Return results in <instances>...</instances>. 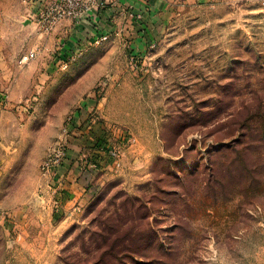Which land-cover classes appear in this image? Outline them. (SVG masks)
Listing matches in <instances>:
<instances>
[{
  "label": "rangeland",
  "instance_id": "1",
  "mask_svg": "<svg viewBox=\"0 0 264 264\" xmlns=\"http://www.w3.org/2000/svg\"><path fill=\"white\" fill-rule=\"evenodd\" d=\"M159 1L120 3L121 29L71 53L36 15L19 42L38 46L12 50L0 264H264V0ZM67 160L86 183L63 205Z\"/></svg>",
  "mask_w": 264,
  "mask_h": 264
},
{
  "label": "crops",
  "instance_id": "2",
  "mask_svg": "<svg viewBox=\"0 0 264 264\" xmlns=\"http://www.w3.org/2000/svg\"><path fill=\"white\" fill-rule=\"evenodd\" d=\"M40 1L41 0H0V105L2 103V96H4L1 93V90L9 84H12L13 90L17 89L19 86L20 76L17 77L16 72L14 78H12L11 73L14 70L21 71V68L12 62L10 56L12 54V50H16L14 47H19L17 50H25L26 43L24 46L20 47L19 40L25 39L26 36L29 38L34 34V31L37 32L34 29L33 24L34 16L38 14ZM94 1L96 4L82 17L77 19L65 18L59 21L54 27L53 31L48 33L47 37H44V43L42 44H46L47 42L51 46V44L59 42L60 45L58 49L60 50V53L61 50L62 53H71L72 51L70 50H78L82 47H85V45L88 46L93 42L94 38H98L104 34L108 36L111 34V31L121 29V24L118 21V15H112V12L115 10L116 6L118 7L120 5V3L133 0ZM98 1L105 3V5L103 7H100V5L98 6ZM142 1H144L143 5L147 4V2H152V0ZM159 2L163 4L162 0ZM27 19L29 20L28 22ZM135 29L132 28L130 32L126 33H131L133 44L136 46L138 45V47H142V43L149 42L155 36L147 27L142 30H138L140 28ZM35 37H37V39L27 42L26 50H35L33 49L34 45L38 46L40 36L35 35ZM52 66L56 67L54 62L52 63ZM11 117L12 114L2 110L0 106V160L1 158H4L6 155H8L6 151H10V146L12 142H14L13 136L16 129L11 128L10 131L13 132V135H10L5 128L7 126L6 119L8 120ZM37 136V138L32 139V143L36 145V147H33V149L38 150L40 145H48L50 139L49 137L44 136V138H41V133ZM18 137H20L18 142L20 141L19 143H22L24 140H21V138H24L20 134H18ZM21 148L24 149V147H20V149ZM77 153V146H73L69 155L74 157L77 155ZM72 162L73 160L66 161L65 164L68 163V165H65V167L62 168L63 170L60 172V176L57 178V197L60 196V202L63 205L76 201L83 194L81 191V189H83L82 185H85L86 183V174L79 172L78 168L75 169V162H73L74 165L72 166V169L64 172ZM80 171H83V169ZM67 172L69 175L65 176ZM71 173L73 174V177L71 176ZM36 186L37 183L31 181L30 188H33V191L35 190ZM17 191L21 194V190L18 189ZM17 191L14 192V190L10 188H7V190H5V188H0V198H2L1 207H3L0 209V226H7L6 223H8L10 220V216L17 214L14 210H11V212L7 211V208H11L9 203L8 205L2 204V201L4 200L14 201L16 198L21 196H18Z\"/></svg>",
  "mask_w": 264,
  "mask_h": 264
},
{
  "label": "built area",
  "instance_id": "3",
  "mask_svg": "<svg viewBox=\"0 0 264 264\" xmlns=\"http://www.w3.org/2000/svg\"><path fill=\"white\" fill-rule=\"evenodd\" d=\"M90 7L89 0H41L37 17L43 28L49 30L65 18L82 17ZM107 37L106 34L101 35L94 42L98 43Z\"/></svg>",
  "mask_w": 264,
  "mask_h": 264
}]
</instances>
